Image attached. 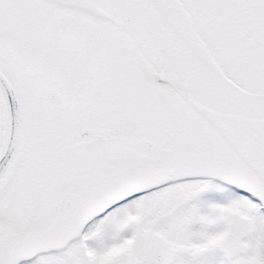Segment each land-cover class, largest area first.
<instances>
[{
    "label": "snow or ice",
    "instance_id": "1",
    "mask_svg": "<svg viewBox=\"0 0 264 264\" xmlns=\"http://www.w3.org/2000/svg\"><path fill=\"white\" fill-rule=\"evenodd\" d=\"M0 264H264V0H0Z\"/></svg>",
    "mask_w": 264,
    "mask_h": 264
}]
</instances>
